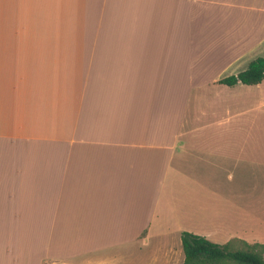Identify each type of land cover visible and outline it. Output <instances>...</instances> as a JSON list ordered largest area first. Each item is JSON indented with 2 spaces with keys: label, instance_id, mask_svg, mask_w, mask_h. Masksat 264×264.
I'll return each mask as SVG.
<instances>
[{
  "label": "crops",
  "instance_id": "1",
  "mask_svg": "<svg viewBox=\"0 0 264 264\" xmlns=\"http://www.w3.org/2000/svg\"><path fill=\"white\" fill-rule=\"evenodd\" d=\"M259 57L264 0H0V264L246 241L218 114L253 86L220 81Z\"/></svg>",
  "mask_w": 264,
  "mask_h": 264
},
{
  "label": "rangeland",
  "instance_id": "2",
  "mask_svg": "<svg viewBox=\"0 0 264 264\" xmlns=\"http://www.w3.org/2000/svg\"><path fill=\"white\" fill-rule=\"evenodd\" d=\"M249 89L240 92L237 98L226 96L225 98L230 101L228 108L225 107V110L218 114L221 121L227 118L225 125L220 128L222 132L226 129L225 132L228 134L220 136L222 138L221 173L246 175L247 183L243 185L247 189V207L245 211L238 209L236 213V217L246 213V224L235 228L234 233H240V229L244 227L247 230L243 232L242 239L250 244H264V83L260 88L253 86ZM216 121H219L218 118ZM237 199L241 201L239 195ZM215 238L216 241L212 242L220 245L227 244L231 239L229 233L220 234ZM137 243L141 245L142 240ZM158 244L157 241L152 240L149 243H143L139 249L136 245L131 246L130 249L135 250L136 258L132 255L129 257L130 252H122V254L119 252L118 256L113 255L115 253L110 254V259L119 260L120 264H126L129 260L135 264H141V258L151 256Z\"/></svg>",
  "mask_w": 264,
  "mask_h": 264
},
{
  "label": "trees",
  "instance_id": "3",
  "mask_svg": "<svg viewBox=\"0 0 264 264\" xmlns=\"http://www.w3.org/2000/svg\"><path fill=\"white\" fill-rule=\"evenodd\" d=\"M264 81V58L253 60L248 68L237 75L224 78L221 84L234 87L241 83L259 85ZM182 244L185 260L182 264H264V244H250L244 240H231L220 245L205 237L184 232Z\"/></svg>",
  "mask_w": 264,
  "mask_h": 264
}]
</instances>
